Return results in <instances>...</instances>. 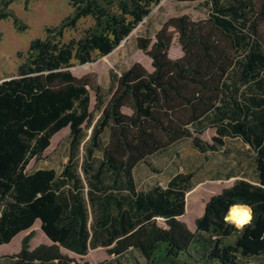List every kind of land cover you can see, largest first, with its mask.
<instances>
[{"label":"trees","instance_id":"trees-1","mask_svg":"<svg viewBox=\"0 0 264 264\" xmlns=\"http://www.w3.org/2000/svg\"><path fill=\"white\" fill-rule=\"evenodd\" d=\"M14 1L0 0V19L13 18L24 31ZM162 1L71 0L73 11L33 39L17 74L0 81V246L38 220L51 241L31 248V231L9 264H82L64 250L84 257L98 247L116 259L104 264H258L264 257V0H204L206 18L170 17L154 38L138 39L153 69L135 62L111 74L107 100L93 74L71 69L109 55ZM86 19L79 37L65 39ZM175 40L182 55L171 58ZM65 127L70 158L62 171L30 170ZM210 127L216 135L207 141ZM237 136L255 153L258 182L236 179L211 196L194 230L180 219L193 173H177L166 186L136 181L138 164L183 140L207 154ZM237 203L253 213L243 230L224 221ZM128 252L142 260L124 263Z\"/></svg>","mask_w":264,"mask_h":264},{"label":"rangeland","instance_id":"rangeland-1","mask_svg":"<svg viewBox=\"0 0 264 264\" xmlns=\"http://www.w3.org/2000/svg\"><path fill=\"white\" fill-rule=\"evenodd\" d=\"M24 1H14L11 8L27 24L26 30L19 31L13 18L0 19V81L17 74L18 67L24 61L33 39L44 37L47 26L58 24L73 11L71 0H31L28 8H25ZM203 1L163 0L109 55L95 56L93 61L85 64L74 61L71 68L73 73L76 76L93 74L103 87L107 100L111 74L119 76L135 62H140L149 70L153 69L151 58L139 48L138 39L140 37L154 38L164 22L173 16L187 14L195 20L206 18L208 9L202 5ZM89 24L90 20H82L77 30H69L66 33L65 39L79 37L82 30ZM169 55L171 58L182 55V49L177 40L173 42ZM91 97V110L97 117L100 111L96 109V95L93 91ZM87 131L89 135L91 128H87ZM214 135H216L215 128L210 127L204 131L202 137L210 141ZM70 142V129L65 127L53 136L43 158L33 159L30 162L29 169L33 171L38 168H54L58 173L61 172L70 158ZM227 142L230 146L228 152L211 151L207 154H202L194 146L192 139L177 143L148 158V163L142 162L138 165L136 168L138 184L140 187L149 183L166 185L168 180L177 173H193L192 187L186 194V210L180 219L189 229L194 230L195 219L204 214L210 197L219 193L222 188L232 185L234 179H229L228 173L232 172L235 175L240 172L239 176L256 181L253 158L246 145L239 139L227 138ZM83 153L82 147L80 160L83 158ZM220 173L222 176L227 175V179L215 181L214 178L219 179ZM31 231H34L31 248L50 242L42 231L40 221H37L31 229L19 233L10 243L0 246V264H9L7 257L20 251L24 237ZM126 257L129 258L123 261L124 263H130L135 257L142 260L138 252H128ZM108 261H116V259L103 247L91 248L87 255L79 256V263L82 264L87 262L88 264H104ZM254 262L264 264V257Z\"/></svg>","mask_w":264,"mask_h":264},{"label":"clouds","instance_id":"clouds-1","mask_svg":"<svg viewBox=\"0 0 264 264\" xmlns=\"http://www.w3.org/2000/svg\"><path fill=\"white\" fill-rule=\"evenodd\" d=\"M252 220V209L244 203L231 205L224 216L225 223L234 225L239 230H243L246 226L250 225Z\"/></svg>","mask_w":264,"mask_h":264},{"label":"crops","instance_id":"crops-1","mask_svg":"<svg viewBox=\"0 0 264 264\" xmlns=\"http://www.w3.org/2000/svg\"><path fill=\"white\" fill-rule=\"evenodd\" d=\"M230 139H239V140H241L242 141V143H244L245 145H246V147L248 148V151L251 153V156H252V158H253V164H254V170H255V172H256V176H257V178H256V181H251V180H249V179H247V178H245V177H241V176H239V173L238 174H232V172H230V173H228V174H230V177H229V179H234V181L236 180V179H245V180H247V181H250V182H252V183H257L258 182V172H257V170H256V162H255V153H254V151H253V149L251 148V146H250V144H248V143H246V142H244L243 141V139L241 138V137H230ZM184 141V140H183ZM182 142V141H181ZM180 143V142H179ZM195 146V145H194ZM229 148H230V146H228V143L220 150V151H217V152H222V153H225V152H228L229 151ZM211 152V151H210ZM142 163V162H141ZM139 165V164H138ZM138 165H137V167H138ZM136 167V168H137ZM136 168H135V177H136ZM176 175V174H175ZM219 177V179H217V178H214V180L215 181H222V180H225V179H227L226 177H227V175L226 176H222L221 175V173L218 175ZM173 177V176H172ZM171 177V178H172ZM170 178V179H171ZM169 179V180H170ZM168 180V181H169ZM136 181H137V178H136ZM233 181V182H234ZM137 183H138V181H137ZM168 183V182H167ZM167 183H166V185H167ZM149 184H152V183H149ZM160 184V183H159ZM139 185V184H138ZM162 185H164V186H166L165 184H162ZM223 189V188H222ZM38 221H40V220H38ZM41 223V222H40ZM45 234V233H44ZM46 235V234H45ZM46 237H47V235H46ZM48 238V237H47ZM49 239V238H48ZM50 240V239H49ZM51 242V241H50ZM49 242V243H50ZM99 248V247H98ZM64 251H67V252H69V254L71 255V256H73V257H76L78 260H79V254H77V253H75V252H71V251H68V250H64Z\"/></svg>","mask_w":264,"mask_h":264}]
</instances>
